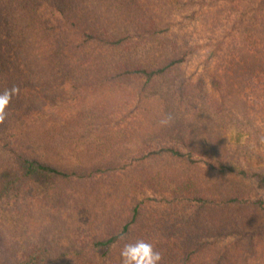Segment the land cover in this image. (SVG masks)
I'll use <instances>...</instances> for the list:
<instances>
[{
    "label": "trees",
    "instance_id": "16d2710c",
    "mask_svg": "<svg viewBox=\"0 0 264 264\" xmlns=\"http://www.w3.org/2000/svg\"><path fill=\"white\" fill-rule=\"evenodd\" d=\"M198 2L211 4L203 24ZM230 22L247 28L245 43L254 44L257 54L228 64L205 58L185 76L202 43L214 41L205 45L214 46L211 56L224 42L225 37L206 35ZM36 38L44 49L35 46ZM67 84L82 105L92 95L88 108L95 117L87 122L82 112H67L61 129L50 125L67 161L59 165L27 151L17 130L10 146L4 129L10 128L11 136L24 116L44 113L51 96L58 98ZM13 87L19 92L0 121V141L10 146H0V264H122L120 250L138 234L141 219L146 223L139 239L154 243L162 264H168L181 249H190L189 235L177 221L192 203L211 209L205 220L211 216L214 241L194 234L202 244L199 253L210 257L203 262L199 254L201 264L239 258L231 246L226 257L216 241L260 227L251 211H264V0H0V93ZM225 88L231 105L220 118L217 100ZM208 124L211 135L225 129L223 135L207 142L201 133ZM69 126L82 133L89 126L95 152L109 149L111 156L86 162L79 151L83 135L65 133ZM232 129L248 135L245 144L226 137ZM109 133L118 137L108 140ZM197 146L207 150L206 159L195 157L201 152ZM123 149L130 156L122 158L125 165L111 167ZM161 162L166 167H152ZM201 164L227 178L210 177L205 184V170L199 177L195 172L205 167ZM97 165L106 172H96ZM113 176L118 184L112 190L120 197L108 206H99L101 199L91 203ZM155 194L161 198L150 210ZM164 212L174 226L164 218L159 224Z\"/></svg>",
    "mask_w": 264,
    "mask_h": 264
},
{
    "label": "rangeland",
    "instance_id": "374dc122",
    "mask_svg": "<svg viewBox=\"0 0 264 264\" xmlns=\"http://www.w3.org/2000/svg\"><path fill=\"white\" fill-rule=\"evenodd\" d=\"M201 4H204V1L200 2ZM200 3L198 2L196 5V8L200 6ZM216 3H218L216 1ZM210 5H204L202 7H199L200 11H209L211 10V8H208ZM231 6V5H229ZM258 12V11H257ZM207 13V12H206ZM202 14V20L201 24H203L205 21H207L208 19V15ZM259 14V13H258ZM260 17V15H259ZM231 27H234L233 29ZM227 33V34H226ZM241 33H245V34H241ZM247 34V28H245L243 25H241L240 23H233L230 22L229 24L226 25H220V31L219 29L216 30V32L214 34H212V37L210 35H206L205 39H213V38H217L220 39L221 37H225L224 38V42H220V49H218L217 51H215L214 54H212L211 56H208L209 51L211 49H213L214 46L211 47H205V45L210 44V42L214 45V41L213 40H207L204 43H202L201 45H203V48L199 49L196 51V55L192 56V62L186 67V75L188 76L192 71H194L197 67H198V62L205 59V58H212L216 63H225L228 64V60L232 59L234 57H238V58H247L248 54H257V51L254 49V44L250 45L248 43H245V36ZM22 40H28L27 37H23ZM210 41V42H209ZM237 44H236V42ZM230 44H229V43ZM237 45V48H234V46ZM38 49H44L43 46V42L40 41L38 38H36V45H35ZM37 50V49H36ZM255 50V51H254ZM259 50V49H258ZM39 52V51H38ZM40 53V52H39ZM263 54V53H262ZM39 71V70H38ZM38 71H35L36 74L38 73ZM41 72V71H40ZM69 74H71L70 78H74L73 75V71H71V69L68 71ZM225 72V71H224ZM182 74V73H181ZM39 76V75H38ZM207 77V81H209L208 76ZM20 84V82H19ZM204 86H201V88H203ZM206 88L209 90V94L211 95H215L216 90L212 87V86H206ZM228 88H225L223 91H221V95L219 96L217 103H218V107L220 109V114L223 118V116L229 111L230 109V100H229V94L228 93ZM202 93L206 92L204 91V89L201 90ZM77 91H75V89L72 88V86H70L69 84L64 86V89H61L59 91H57V94L59 96H57L58 98H54L53 96H51V102H49L46 106V109L44 110V113L39 114L38 112L32 117V119H25L26 117L24 116L21 119V122L19 124H17V127L15 128V126H13L12 129V135L10 136L11 132H10V128L8 129H4V137L9 141V145L12 146V143L15 142V139L13 137V133L15 130H17V132H22L21 135L19 136V141L21 143V141L23 143H25L27 146L26 150L36 154L38 153V155H40V157L42 159L44 158H49V160H52L53 163H62L65 162V160L68 158L67 154L68 152H65L64 150H61L58 147V143L55 141V136L52 133V128L50 127V125H52V123L54 125H56L58 128L61 129L62 126V122L66 117H67V112L70 113L72 115V112L74 113H78V114H83V116L86 117V121L90 122L91 117L93 116L92 113V108H88V103L91 100L92 95L87 99V101L82 105L80 103V98L78 96H76L74 98V95ZM195 93V92H193ZM84 94H87L84 92ZM196 94V93H195ZM219 95V94H218ZM93 99V98H92ZM192 99V98H190ZM199 104H205L203 101L198 102ZM39 104V103H38ZM38 104H36L38 110H40L42 108L38 107ZM90 105V104H89ZM78 108V109H73V108ZM195 112L197 113L196 109ZM213 113V110H212ZM85 114V115H84ZM100 113L98 114V117ZM58 117H62L60 120H58ZM95 118V117H94ZM214 117L212 115L211 120L214 122ZM223 119L219 120L222 121ZM85 122V125H87L88 123ZM90 124V123H89ZM88 124V125H89ZM69 126L68 127V131L66 130V132H72V133H76L79 135V137L83 135V147H81V149H79V151L83 153H86L83 155V158L86 160V162H97V161H102L103 159L107 158L108 155L110 153L109 149H100L101 151L98 150V153H96V149L91 146L93 144V140H90L89 138V133L90 131L89 126L86 127L85 126V132L82 133L80 130H75L73 129V127ZM207 127V130L205 131ZM201 135L203 138H205L206 140H208L207 142H210L211 137H221L224 133L225 129H222L220 132H214L212 135L210 134L211 131L209 130V124L206 126ZM79 128V125H78ZM103 130V129H102ZM106 131V130H105ZM125 131V130H124ZM132 133V129L128 128L126 130V133L124 132L123 134L126 135V139L129 137V135ZM6 134L8 136H6ZM49 134V136H47ZM65 135V134H64ZM63 135V136H64ZM105 138H107L108 140L114 139L115 137H118L114 134L109 133V135L104 134ZM10 136V138H9ZM62 136V137H63ZM226 137L233 143V144H245L247 139H248V135L247 134H243V133H239L237 132L235 129L232 130H227L226 131ZM43 141H45L43 143ZM17 143V142H16ZM5 145L6 148H10V146L8 145V143L5 140H1L0 141V146ZM99 147V146H98ZM96 147V148H98ZM197 148H200L199 146H197ZM201 152L197 154H195V157L200 159L202 161V159H206V157L204 156L206 153V149L204 150L203 148H200ZM121 154L118 155V161L117 163H114L111 165V167H114L117 165V167H121L123 165H125V159L122 158H127L130 157L128 150L127 149H123L120 150ZM122 162H120V161ZM67 161V160H66ZM160 165H162L163 167H166L165 165H167L165 162H161L159 163H155L152 167L156 168V167H160ZM202 168H196L195 172L196 175L199 177L200 174H202L205 170V184L206 181H209L207 179H210V177H217L218 179L220 178V180L224 181L225 178L227 177H221L220 175H218L216 172H214L213 170L206 168L207 165L201 164ZM261 165L264 167V163L262 162ZM241 167H245L248 169V167L250 168V166H242ZM259 167V166H258ZM97 168H101L104 169V172H106V168H102L99 165H97L95 167L96 172H97ZM204 168V169H203ZM256 168V167H254ZM103 174V173H102ZM114 181L111 183H108L106 185H102L100 183V181H96L95 184H99L100 186H103V188L105 189V191L103 192V194L96 196L93 195L91 196V198H89V201L92 203L93 201H96L97 199H101L103 200L102 202L98 203L99 206L102 205H109L111 203L110 200H117L120 196H117L115 191L112 190L114 186H116V184H118L117 182V178L114 177ZM91 180V179H90ZM108 181V180H107ZM99 193H101V189H99ZM154 200L153 202H151V204H149V206H152L150 208V210H154L155 208L158 207V199L161 198L160 194H155L153 196ZM189 204V203H188ZM204 205L206 208H204ZM167 209L169 208V205H165L164 206ZM189 212L185 211L186 213L183 214L182 218H180L177 222H181L182 223V227H181V231L184 232V234L189 235L186 241H188L190 243V246H188V248L190 249H181V255L175 256L174 258H171L170 262L168 264H201L200 260H199V254L201 255V261L203 262H209L210 261V257L207 256V253H205L203 250L199 253V251L201 250V245L199 244V241L195 239L196 235L198 232L202 233V237L200 238V240L203 241H209L212 240L214 241V238H212V233L211 232V226L208 224L209 223V219L211 218V216L208 217V219L205 220V212H211L210 204L207 205L205 203L201 204V203H192L189 206ZM206 210V211H205ZM98 210H95L93 212L94 215H97ZM175 212V211H174ZM252 217L253 220L256 219V221H258V223H261L259 228H256V231L253 232V229H248V228H244L243 230L240 229V232H236L230 236H228L226 239H220V241H216L217 243H219V247H220V251L223 252L226 257L229 256L228 254V250L229 247L231 246V250L230 253L235 252L236 250L238 251V254H240L239 258H232V257H228V259H230L229 262H227L226 264H264V211H260V210H252ZM166 216V217H165ZM166 219L165 220V225L169 224L174 226V223H172L170 221V216L167 212H164L159 220V224L161 225V223L163 222L162 219ZM141 222V224H139L138 226V234H136L134 232V234L132 235V237L130 236V238L127 239L128 241H135L139 238H141L144 233L139 232L140 229H142L143 225L146 223L145 219H141L139 220ZM206 221V222H205ZM175 222V225L176 223ZM198 222H200V230H197V228H199L198 226ZM204 222V223H203ZM164 225V226H165ZM194 225V226H193ZM187 227V228H186ZM255 229V228H254ZM198 231V232H197ZM207 233V234H204ZM183 234V233H182ZM200 234V233H199ZM206 245V244H205ZM156 246V245H154ZM208 245H206L207 247ZM212 245L208 248H211ZM237 257V256H236ZM193 260H198L197 263H195V261L193 262Z\"/></svg>",
    "mask_w": 264,
    "mask_h": 264
},
{
    "label": "clouds",
    "instance_id": "9594fccd",
    "mask_svg": "<svg viewBox=\"0 0 264 264\" xmlns=\"http://www.w3.org/2000/svg\"><path fill=\"white\" fill-rule=\"evenodd\" d=\"M18 92L19 89L13 87L0 93V121L5 119L6 109ZM168 122V119L161 121L162 124ZM120 256L122 264H162L163 260L162 254L156 250L154 243L145 239L125 242L120 250Z\"/></svg>",
    "mask_w": 264,
    "mask_h": 264
}]
</instances>
